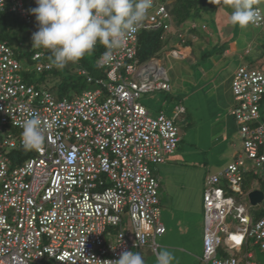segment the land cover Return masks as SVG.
<instances>
[{
  "label": "built area",
  "instance_id": "2783aa9c",
  "mask_svg": "<svg viewBox=\"0 0 264 264\" xmlns=\"http://www.w3.org/2000/svg\"><path fill=\"white\" fill-rule=\"evenodd\" d=\"M167 2L153 0L139 30L114 51L110 64L98 66L104 52L98 56L104 76L78 69L99 88L72 98L56 99L49 90L25 82L21 74L27 66L0 39V264H108L124 250H156L154 239L165 227L151 166L175 153L181 135L174 118L163 112L152 116L136 101L141 93L170 89L160 60L139 63L137 46L139 34L147 30L162 29L185 40L172 24ZM0 11L33 24L24 0H0ZM256 27L264 30V21ZM163 52L179 56L177 50ZM44 57L43 51L32 54L33 69L52 68ZM231 91L230 115L241 144L233 160L205 174L201 259L206 264H258L250 260L251 252L239 257L217 253L224 241L240 249L250 237L264 251V213L252 221L230 194L243 192L246 172H264V65L238 66ZM175 109V115L185 112L183 105ZM32 113L51 126L42 149L12 155L23 147L21 124ZM230 212L241 222L236 230L224 223Z\"/></svg>",
  "mask_w": 264,
  "mask_h": 264
},
{
  "label": "rangeland",
  "instance_id": "374dc122",
  "mask_svg": "<svg viewBox=\"0 0 264 264\" xmlns=\"http://www.w3.org/2000/svg\"><path fill=\"white\" fill-rule=\"evenodd\" d=\"M218 1L225 4L228 0H211L215 5L216 2L219 3ZM224 9L230 10L227 4ZM217 18L215 12L202 15L201 19L195 20V32H192L191 23L194 21L191 19H187L180 27H176L175 21L172 20L173 26L184 31L185 38L189 40L187 43L193 49L192 57L176 58L171 53L168 55L161 53L156 59L160 60V66L166 72V82L170 89L167 91L153 89L141 93L136 99L150 115L156 116L163 112L166 117L174 118L181 135L175 151L179 162L178 165L175 164V167L179 168L177 174L172 175L168 180L159 171L160 165L151 166L153 175L161 183L158 188L159 219L166 231L155 237L156 250L148 246L132 249L133 252L141 253L145 264H156V254L164 248L170 250L176 257L173 264H192L193 262L202 264L200 259L204 235L202 210L204 176L233 160L237 154L234 146L241 144L238 137V124L230 115L234 105L231 81L238 66L248 65L259 68L264 63V30L254 25L241 29L233 27L230 22L221 30ZM35 20L33 15V23ZM226 31L231 35L227 40L224 39ZM190 33H196L197 39L191 40L193 35ZM171 34L170 41L177 43V35L172 32ZM231 40H236L237 46L241 44L242 48H239L235 54L226 55L223 49L230 47ZM25 46L29 48L28 45ZM247 48L250 53L244 52ZM80 61L94 75L93 77H98L99 70L94 65L92 54L86 55ZM70 64L68 66L73 67L76 72V63ZM30 67L33 68V65ZM21 75L23 77V74ZM133 78L134 75H131L130 79ZM159 79L162 80V78ZM23 80L28 82L24 77ZM53 83L54 80L49 79L46 80L45 85L48 88ZM96 88L99 86L95 83L86 82L82 88L71 89L70 96L64 95L66 97H59L57 93L49 91L56 99H60L72 98L83 91ZM177 105H183L185 112L175 115ZM260 116L263 123L262 111ZM251 165V161L245 160V166L251 167ZM220 185L225 191H229L227 183L221 181ZM250 186L254 190L256 187L257 190H264L262 170L258 171L257 180L251 182ZM248 193L249 191H243L241 194L230 192L237 202L245 206L247 214L254 221L257 216L264 213V197L260 202L251 204ZM224 223L234 230L241 227V222L234 217L233 212L228 213ZM218 250L217 257L232 254L239 257L241 253L251 252L250 260L264 264V251L258 243H255L253 237L246 238L240 249L224 241ZM41 264L51 263L42 262Z\"/></svg>",
  "mask_w": 264,
  "mask_h": 264
},
{
  "label": "clouds",
  "instance_id": "9594fccd",
  "mask_svg": "<svg viewBox=\"0 0 264 264\" xmlns=\"http://www.w3.org/2000/svg\"><path fill=\"white\" fill-rule=\"evenodd\" d=\"M30 11L38 22L32 35L34 48L47 49L58 69L77 63L91 55L97 44L106 51L98 66L110 64L114 51L136 33L153 7V0H35ZM230 24L241 29L258 26L264 21V8L259 0H228ZM22 146L25 151H40L50 125L32 113L22 124ZM174 254L167 248L156 254V264H173ZM108 264H145L141 253L124 250L120 258Z\"/></svg>",
  "mask_w": 264,
  "mask_h": 264
},
{
  "label": "trees",
  "instance_id": "16d2710c",
  "mask_svg": "<svg viewBox=\"0 0 264 264\" xmlns=\"http://www.w3.org/2000/svg\"><path fill=\"white\" fill-rule=\"evenodd\" d=\"M213 3L214 2H211V0H170L167 2V8L172 15V20L175 21L176 27H180V25L187 19H191L195 22V20L201 19L202 15L207 14L208 12H214L216 6H214L215 4ZM26 5L29 10L37 7L35 0H27ZM33 15L34 14H32V16ZM38 27V22L36 20L35 23L29 25L13 13L0 11V39L6 41L8 45L12 47L15 57L21 61L22 64L27 66V69L22 71L23 77L29 83H34L37 88L51 90L53 93H57L59 97H63L64 95L70 96L71 89L77 87L82 88L87 82L83 75L77 73L79 68H84L90 76L94 75L90 73L81 61L76 63V72L73 67L68 66L71 64H68L63 69L55 67L50 58L51 53L47 49L33 47L32 35L34 32L38 31ZM195 31L196 27L192 28V32ZM171 36V33H165L162 29L142 31L139 34L137 46V58L139 63L148 62L153 58H158L159 55L163 53V50H172L174 46L178 45H175V43L170 41ZM187 41L189 40L185 39L182 41L180 38H177V42H179L181 46L189 45ZM25 45H28L29 48H26ZM105 50L106 48L103 45L97 44L92 53L94 57V65L99 70V75L97 76H104L105 73L103 69L96 65V59L105 52ZM35 51H43L45 53L44 61L46 59L52 63L51 69L38 72L30 67L32 64L31 56ZM49 79L54 80V83L48 87V89L45 82ZM24 151L25 150L22 147L12 151V155H19ZM254 180H257V175L251 171L246 172L243 175V181L241 184L242 191L254 190L250 188V183ZM255 189H257V187ZM261 191L264 193L263 189Z\"/></svg>",
  "mask_w": 264,
  "mask_h": 264
},
{
  "label": "crops",
  "instance_id": "0c3cea01",
  "mask_svg": "<svg viewBox=\"0 0 264 264\" xmlns=\"http://www.w3.org/2000/svg\"><path fill=\"white\" fill-rule=\"evenodd\" d=\"M169 1H170V0H169ZM218 2H219V1H218ZM225 4L228 5V1H227ZM225 4H224L223 2H219V3L216 2V5H214V6H216L214 12H215V14H216L217 17H218V18H217V19H218V24L220 25V29H221V30H222V28L225 27L226 24H228V23L230 22V21H229V15H230L231 9H230L229 11H226V10L224 9V8H225ZM259 6H260L261 8H264V0H259ZM228 7H229V6H228ZM229 8H230V7H229ZM220 23H222V24H220ZM190 35H193V36L190 38L191 40H192V39H197V36H198L197 34L192 33V34H190ZM225 36H226V38H224L225 40L230 39V37H231V35H229V32H228V31H226ZM225 36H224V37H225ZM187 38H188V37H187ZM185 39H186V38H185ZM176 44H178V45H176ZM175 45H176V46H174V47L172 48V50H177V51H178L179 56L176 57V58H181V57L191 58V57H192V51H193V49L191 48V45L181 46V45L179 44V42L175 43ZM239 48H242V45L239 44V45L237 46L236 40H231V41H230V47L227 46L226 48H224V53H225L226 55L235 54ZM244 52H245V53H250L249 48L245 49ZM261 65H264V63L261 64ZM261 65H260V66H261ZM238 148H239V146H237V147L234 146V150H235V151H237ZM176 156H177V155H175V153H173L172 155H169V156L166 158V160H165L164 163L160 164L159 171H160L161 173H163V176H164L165 178H167L168 180H169V178H170L172 175H176L177 172H178L177 169H179V168L175 167V164L178 165V163H179V162H178V159H177ZM218 169H219V168H218ZM218 169H216V170H218ZM216 170H214V171H216ZM212 172H213V171H212ZM157 180H158V182H159V187H160L161 183H160L159 179H157ZM186 180H187V179H186ZM186 182H187V181H186ZM181 183L183 184V180H181ZM181 187H183V185H181ZM251 191H252V190H251ZM249 192H250V191H249ZM159 201H160V200H159ZM262 214H263V213H262ZM228 227L231 229L230 225H228ZM233 230H234V229H233ZM165 231H166V229H165ZM164 233H165V232H164ZM150 249H151V248H150ZM218 253H219V250H218ZM218 253H217V255H218ZM225 256H226V255H225ZM225 256H222V257H225ZM201 257H202V255H201ZM200 262H201L202 264H206V263H204V262L202 261V259H200ZM192 264H196V263L193 262Z\"/></svg>",
  "mask_w": 264,
  "mask_h": 264
},
{
  "label": "water",
  "instance_id": "95a60500",
  "mask_svg": "<svg viewBox=\"0 0 264 264\" xmlns=\"http://www.w3.org/2000/svg\"><path fill=\"white\" fill-rule=\"evenodd\" d=\"M264 197V193L261 190H252L248 193V199L251 204L260 202Z\"/></svg>",
  "mask_w": 264,
  "mask_h": 264
},
{
  "label": "snow or ice",
  "instance_id": "6c2138e0",
  "mask_svg": "<svg viewBox=\"0 0 264 264\" xmlns=\"http://www.w3.org/2000/svg\"><path fill=\"white\" fill-rule=\"evenodd\" d=\"M234 239H238V238L234 237Z\"/></svg>",
  "mask_w": 264,
  "mask_h": 264
}]
</instances>
